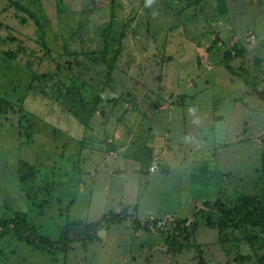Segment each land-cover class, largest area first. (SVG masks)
<instances>
[{
  "label": "rangeland",
  "instance_id": "obj_1",
  "mask_svg": "<svg viewBox=\"0 0 264 264\" xmlns=\"http://www.w3.org/2000/svg\"><path fill=\"white\" fill-rule=\"evenodd\" d=\"M17 1L45 45L0 0V213L51 239L69 220L129 218L86 252L0 234V262L264 264V228L216 226L219 208L264 195V0Z\"/></svg>",
  "mask_w": 264,
  "mask_h": 264
},
{
  "label": "trees",
  "instance_id": "obj_2",
  "mask_svg": "<svg viewBox=\"0 0 264 264\" xmlns=\"http://www.w3.org/2000/svg\"><path fill=\"white\" fill-rule=\"evenodd\" d=\"M8 3L12 4L14 8L19 11H23L28 17H30L38 30V37L40 38V43L45 45V31L44 26L40 22L39 18L34 15L33 11L29 6L23 5L17 0H8ZM25 21V17H21L20 21ZM232 55L229 52H225V67L228 71H232V66L229 60ZM98 58L106 64L108 71L113 67V59L108 58L106 52L100 53ZM98 101L97 97L91 98L88 103H96ZM110 101L115 102V99L103 100V102ZM6 99L0 96V110L5 111ZM151 158H148V162ZM239 206L236 211H232L230 208H219L216 226L219 229H230L238 230L244 225H253L256 227L264 228V195L261 199L257 200L254 197H249L243 195L241 200L239 199ZM1 207V206H0ZM7 209V208H4ZM11 211V212H10ZM10 212V213H9ZM9 214L0 213V234L7 235L10 234L16 238V240L28 243L35 250L51 253L56 251H67L69 245L72 241L71 236H75L76 239L82 245L84 252L88 250V245L93 242L94 239L98 238V232L101 230L102 226L108 228L109 225L114 223H121L122 221L129 218L126 211H115L109 216H101L96 221H67V223L60 229L59 236L56 239H51L47 234L40 232L37 226L30 223L27 219V215L24 212L9 210ZM133 228L140 229L141 224L136 220H131ZM137 222V223H136ZM140 226H139V225ZM153 224V223H151ZM193 225L186 226L184 228H178L175 232L185 233L189 230V227ZM175 233V234H176ZM174 238V234L172 236ZM6 264V262H3ZM0 262V264H3ZM30 263V262H29Z\"/></svg>",
  "mask_w": 264,
  "mask_h": 264
},
{
  "label": "water",
  "instance_id": "obj_3",
  "mask_svg": "<svg viewBox=\"0 0 264 264\" xmlns=\"http://www.w3.org/2000/svg\"><path fill=\"white\" fill-rule=\"evenodd\" d=\"M154 52H155V44L152 41H150L147 55L151 56ZM159 170L161 173H167L169 172V166L167 165L166 162H161L159 165ZM103 232L104 230H100L98 234L103 235Z\"/></svg>",
  "mask_w": 264,
  "mask_h": 264
},
{
  "label": "built area",
  "instance_id": "obj_4",
  "mask_svg": "<svg viewBox=\"0 0 264 264\" xmlns=\"http://www.w3.org/2000/svg\"><path fill=\"white\" fill-rule=\"evenodd\" d=\"M155 167H156V165H154L153 163H151L149 169H150V170H154Z\"/></svg>",
  "mask_w": 264,
  "mask_h": 264
},
{
  "label": "clouds",
  "instance_id": "obj_5",
  "mask_svg": "<svg viewBox=\"0 0 264 264\" xmlns=\"http://www.w3.org/2000/svg\"><path fill=\"white\" fill-rule=\"evenodd\" d=\"M151 2V0H149V3ZM150 167V166H149ZM150 170V169H149Z\"/></svg>",
  "mask_w": 264,
  "mask_h": 264
},
{
  "label": "crops",
  "instance_id": "obj_6",
  "mask_svg": "<svg viewBox=\"0 0 264 264\" xmlns=\"http://www.w3.org/2000/svg\"><path fill=\"white\" fill-rule=\"evenodd\" d=\"M169 171H170V168H169ZM168 173V172H167Z\"/></svg>",
  "mask_w": 264,
  "mask_h": 264
}]
</instances>
